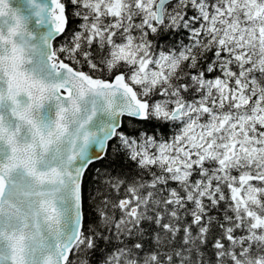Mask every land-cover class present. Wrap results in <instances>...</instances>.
<instances>
[{
	"label": "snow or ice",
	"instance_id": "snow-or-ice-1",
	"mask_svg": "<svg viewBox=\"0 0 264 264\" xmlns=\"http://www.w3.org/2000/svg\"><path fill=\"white\" fill-rule=\"evenodd\" d=\"M0 264H264V0H0Z\"/></svg>",
	"mask_w": 264,
	"mask_h": 264
}]
</instances>
